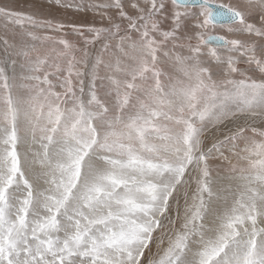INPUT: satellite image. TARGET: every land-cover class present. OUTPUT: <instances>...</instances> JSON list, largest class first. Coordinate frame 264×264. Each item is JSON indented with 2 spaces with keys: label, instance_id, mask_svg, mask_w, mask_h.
<instances>
[{
  "label": "snow or ice",
  "instance_id": "1",
  "mask_svg": "<svg viewBox=\"0 0 264 264\" xmlns=\"http://www.w3.org/2000/svg\"><path fill=\"white\" fill-rule=\"evenodd\" d=\"M0 264H264V0H0Z\"/></svg>",
  "mask_w": 264,
  "mask_h": 264
}]
</instances>
